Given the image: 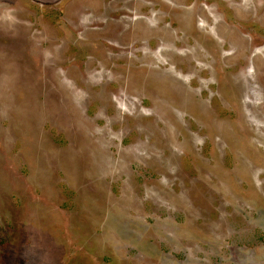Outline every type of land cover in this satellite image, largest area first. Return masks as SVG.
Instances as JSON below:
<instances>
[{"label":"rangeland","instance_id":"obj_1","mask_svg":"<svg viewBox=\"0 0 264 264\" xmlns=\"http://www.w3.org/2000/svg\"><path fill=\"white\" fill-rule=\"evenodd\" d=\"M0 264H264V0H0Z\"/></svg>","mask_w":264,"mask_h":264},{"label":"bare ground","instance_id":"obj_2","mask_svg":"<svg viewBox=\"0 0 264 264\" xmlns=\"http://www.w3.org/2000/svg\"><path fill=\"white\" fill-rule=\"evenodd\" d=\"M129 1V0H128ZM125 2H127V1H125ZM118 13V12H117ZM120 16V15H119Z\"/></svg>","mask_w":264,"mask_h":264}]
</instances>
